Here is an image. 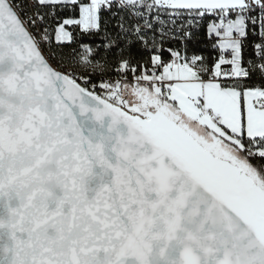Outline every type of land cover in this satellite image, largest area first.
Wrapping results in <instances>:
<instances>
[{
    "label": "snow or ice",
    "instance_id": "snow-or-ice-1",
    "mask_svg": "<svg viewBox=\"0 0 264 264\" xmlns=\"http://www.w3.org/2000/svg\"><path fill=\"white\" fill-rule=\"evenodd\" d=\"M0 264H264V0H0Z\"/></svg>",
    "mask_w": 264,
    "mask_h": 264
}]
</instances>
